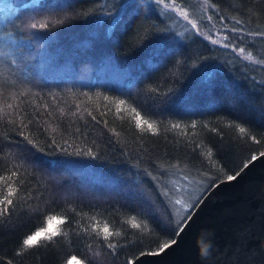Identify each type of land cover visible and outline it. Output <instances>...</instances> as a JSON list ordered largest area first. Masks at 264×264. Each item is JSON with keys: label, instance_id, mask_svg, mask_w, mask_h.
I'll return each mask as SVG.
<instances>
[{"label": "trees", "instance_id": "1", "mask_svg": "<svg viewBox=\"0 0 264 264\" xmlns=\"http://www.w3.org/2000/svg\"><path fill=\"white\" fill-rule=\"evenodd\" d=\"M0 85V257L129 264L264 153V0H0Z\"/></svg>", "mask_w": 264, "mask_h": 264}, {"label": "water", "instance_id": "2", "mask_svg": "<svg viewBox=\"0 0 264 264\" xmlns=\"http://www.w3.org/2000/svg\"><path fill=\"white\" fill-rule=\"evenodd\" d=\"M256 157L202 196L174 244L132 264H264V155Z\"/></svg>", "mask_w": 264, "mask_h": 264}, {"label": "snow or ice", "instance_id": "3", "mask_svg": "<svg viewBox=\"0 0 264 264\" xmlns=\"http://www.w3.org/2000/svg\"><path fill=\"white\" fill-rule=\"evenodd\" d=\"M162 0H157V3H161ZM205 2H207V0H205ZM37 7L43 9L45 7H49L48 4H45L43 2H40L39 5H37ZM133 7H135L133 5ZM183 15H185L186 18V14L182 13ZM191 23V21H189ZM60 24L62 23V21L56 20V21H52L49 18H37L34 19L30 22L26 23V27L30 30H32L33 33H41V32H48L50 30V26L53 24ZM237 23H239V21H237ZM193 27H196L195 24H193ZM213 43H216V41H213ZM241 53L244 52V49H240L239 50ZM245 59L249 60V62L255 63L256 61H254L251 57V55L249 54L248 56L245 57ZM3 86L0 85V88H2ZM0 96H3V91L0 90ZM4 105H6L7 108H12L13 104L8 103L7 100H4L2 102ZM120 104H124V101H120ZM10 114V113H9ZM5 115V109L4 107L0 106V119H3ZM136 125L139 128H143V126L146 125L147 129L151 132H155V127L153 124L148 123L146 120H142L141 117L139 115L136 116ZM193 127H195V125H193ZM245 128L244 127H239V132L240 133H245ZM29 143H32L31 141H29ZM35 147V145H34ZM262 155H264V153H262ZM253 160L257 159V157L253 156L252 157ZM12 175L15 176L16 175V171L12 172ZM227 179L229 181L236 179L235 176L229 175L227 177ZM16 194V189L13 188L11 185H9V190L7 192V196L4 197V199L0 200V204H5V208H4V214H8V207L9 205H12L13 201L11 199H8V197H12ZM175 204L181 206V208H183L184 211H187L189 206L185 205L183 203V201L181 199H176L175 200ZM180 209H178L179 211ZM191 217L190 216H184L181 221L178 222L177 224V228H179L180 224H184L186 221L190 220ZM65 223V220L63 218H57L55 216L49 217L47 220V227H43L40 230L35 231L34 233L28 234L27 237L25 239H23L22 243H23V247L25 249H29L32 247H35L39 244V242L41 240H52L54 237L58 236L60 234V229H59V225H62ZM129 223H131V226L133 228H139L140 225L137 224L134 220L133 221H129ZM93 231H96V229L94 228ZM100 231H102L103 235H104V239L107 240L109 237H111L113 235V232L110 231L108 226H104ZM177 234H179V232H177ZM116 235H119V233H116ZM172 243L174 244L175 241H172ZM108 248L110 249H115L116 245L113 243H109ZM169 247V244L165 243L163 245L162 248H160V252H163L166 248ZM68 264H87V262L85 260L82 259H78L76 256H73L71 258V260L68 261ZM129 264H132L131 261H129Z\"/></svg>", "mask_w": 264, "mask_h": 264}]
</instances>
